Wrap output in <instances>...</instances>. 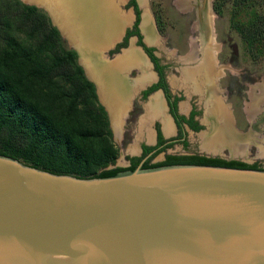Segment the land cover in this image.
<instances>
[{
    "label": "water",
    "instance_id": "95a60500",
    "mask_svg": "<svg viewBox=\"0 0 264 264\" xmlns=\"http://www.w3.org/2000/svg\"><path fill=\"white\" fill-rule=\"evenodd\" d=\"M137 2L143 42L151 46L156 40L142 29L147 5ZM125 30L97 64L128 48L111 55ZM149 156L133 170L79 177L0 154V264H264V168H144Z\"/></svg>",
    "mask_w": 264,
    "mask_h": 264
},
{
    "label": "trees",
    "instance_id": "16d2710c",
    "mask_svg": "<svg viewBox=\"0 0 264 264\" xmlns=\"http://www.w3.org/2000/svg\"><path fill=\"white\" fill-rule=\"evenodd\" d=\"M129 4L136 13L134 26L111 54L137 36L163 77L165 66L155 49L143 42L138 2L130 0ZM227 4H231V28L241 36L248 56L253 60L264 57V0H216L214 10L223 14ZM161 86L159 82L147 94ZM172 113L178 117L175 106ZM113 137L95 83L48 13L22 0H0V154L54 173L105 177L135 169L156 148L145 146L143 155L131 158L128 167L114 166L119 148ZM159 143H164L160 130ZM165 148L151 155L144 168L170 164L262 168L258 163L200 154L168 155L152 163Z\"/></svg>",
    "mask_w": 264,
    "mask_h": 264
},
{
    "label": "rangeland",
    "instance_id": "374dc122",
    "mask_svg": "<svg viewBox=\"0 0 264 264\" xmlns=\"http://www.w3.org/2000/svg\"><path fill=\"white\" fill-rule=\"evenodd\" d=\"M118 1L122 0L116 2L120 12L129 18L128 13L132 16L131 23L126 26L124 39L128 30L134 26L136 13L129 4L130 0L122 4L123 9L128 13L122 9ZM207 1L206 11L204 0H145L148 16H145L144 20L148 19L153 31V40L157 39L151 47L155 49L161 63L166 66L165 70L173 92L184 95L179 103L180 111L188 113L191 106L196 105L200 110L198 119L203 126L200 131L187 132L189 141L187 148L180 141L174 142L167 150L159 152L152 162L163 161L166 154H200L239 160L248 164L258 163L264 168V57L253 60L246 53L241 36L231 28V4L225 6L223 14H218L214 10L216 0ZM41 9L45 10L42 7ZM140 9L142 14L143 8ZM200 13L206 20L210 18L213 29L215 44L212 46L210 43L207 48L204 45L209 42H203ZM63 39L66 46L71 48L68 39L66 37ZM132 39L137 40L136 36H131L128 40V48L135 42ZM135 44L138 45V42ZM202 45L204 48L200 50ZM191 47L195 52H191ZM211 47L216 50L215 55L212 54L214 49ZM132 49L136 48L132 47ZM206 54L209 56L208 63L211 65L215 89L207 79L210 76L204 78L205 73L199 72L201 68L197 70V66L205 62ZM133 71H135L133 78L141 75L140 68H133ZM147 72L151 76L156 75V71L152 66H148V63ZM185 72L191 74L187 75ZM159 93L161 92L152 94L146 100H142L139 96L135 100L136 103L133 93L129 97L120 124L116 125L113 122L115 126L113 138L119 148V157L114 166L127 167L130 156L142 155L143 143L155 144V140L149 139H152L153 133L156 134L158 120H161L162 124L163 121L159 115L152 114L149 103L153 96L160 95ZM133 103L136 104L134 111ZM165 105L163 101L165 115L172 123L171 115ZM164 132L166 138L176 137L177 133H168L165 129ZM208 141L217 142V148L207 149Z\"/></svg>",
    "mask_w": 264,
    "mask_h": 264
},
{
    "label": "bare ground",
    "instance_id": "6f19581e",
    "mask_svg": "<svg viewBox=\"0 0 264 264\" xmlns=\"http://www.w3.org/2000/svg\"><path fill=\"white\" fill-rule=\"evenodd\" d=\"M40 1L44 2L50 8L54 17L56 18V21L61 25L64 32L71 33V35H73V32H75L77 28L79 31H81V34L85 35L83 40H89L91 44L98 47L102 46V44L103 46L108 45L112 40L116 39L120 34L123 25L129 20L128 16L123 15L120 12V8L116 3L117 0ZM142 29L146 35V39L149 41L153 40V31L147 18H145L144 22L142 23ZM117 65H127V68H129L128 66L131 65L141 67L145 66L146 64L143 56L136 49H130L122 57L118 58ZM89 68L91 74L95 76L94 71L98 69L95 67ZM114 69L115 68L107 66V70L109 71ZM125 71L126 70H124V72ZM113 76V72L112 74H105L102 80H104L103 82L105 83L107 82L106 84L108 86H105V84H102V82H100L99 85L101 88V94L102 96L104 95V99L106 100V103L111 111L110 113L112 115V121L117 125L120 124L122 114L127 108L128 94L125 86L122 84V81L119 80V78L112 79ZM148 78L149 76H142L141 74L139 80L147 82L149 81ZM109 84H111V87ZM217 107L220 106L217 105ZM149 109L151 110L152 114H154V116L159 115L161 117L165 131L168 133L172 132V123L165 115L163 101L160 95L153 96L151 102L149 103ZM147 130H149V128ZM216 143L217 142L214 141H208L206 142V148H217Z\"/></svg>",
    "mask_w": 264,
    "mask_h": 264
},
{
    "label": "flooded vegetation",
    "instance_id": "af4514ba",
    "mask_svg": "<svg viewBox=\"0 0 264 264\" xmlns=\"http://www.w3.org/2000/svg\"><path fill=\"white\" fill-rule=\"evenodd\" d=\"M204 3H205V10H206V8H207V3H208V1L207 0H204ZM207 11V10H206ZM208 12H206V14H207ZM208 15H209V13H208ZM199 22L201 23L200 24V28H201V30H202V32L204 33V37H203V42L204 41H208L209 42V44L206 42H204L205 43V45H204V43H203V45L207 48V47H209L210 46V43L212 44V46L215 44V42H214V40H213V29H212V26H211V23H210V18L208 17L207 18V20H206V18H203V14L202 13H200V17H199ZM135 23V22H134ZM210 24V25H209ZM211 28V29H210ZM126 37V36H125ZM137 37V36H136ZM138 38V37H137ZM209 39V40H208ZM124 40H125V38L121 41V43H123L124 42ZM129 40V39H128ZM129 42V41H128ZM138 42V41H137ZM121 43H118L117 44V46L119 45V44H121ZM139 45V44H138ZM202 45V46H203ZM127 46H128V44H127ZM127 46H124V47H127ZM141 46V45H140ZM204 46L203 47H200V50L201 49H203L204 48ZM124 47H121V48H124ZM121 48H119V51H117V52H120V50H121ZM192 48V47H191ZM211 48H213V47H211ZM214 49V48H213ZM144 51H145V53L149 56V54H148V52L145 50V48H144ZM194 51V49L192 48V50H191V52H193ZM195 52V51H194ZM199 52V51H198ZM216 50L214 49V50H212V54L213 55H215L216 53ZM156 54V53H155ZM157 56V55H156ZM150 57V56H149ZM158 57V56H157ZM208 57L209 56H207V54H206V60H205V62L203 63V64H201L200 66H197L198 67V69L197 70H200V68H201V70L199 71L201 74L204 72L205 73V75H203V77L204 78H207L208 76H210V77H208L207 79L209 80V82L211 83V84H213L212 86H213V88H214V86H215V82H214V80H213V75H212V69H211V65H209V61H208ZM144 58V57H143ZM151 59V58H150ZM144 60H145V58H144ZM152 61V60H151ZM145 66H141V67H139L140 69H141V74H142V76H149V80L152 78V76L150 75V74H148V72H147V61L145 60ZM160 64H161V66H164V64H162L161 63V60H160ZM202 66V67H201ZM146 67V68H145ZM152 67L154 68V70L156 71L155 73H156V75L154 76V78H152L150 81H147L146 83H144V86L143 85H141L140 86V89H139V91L136 93V95H135V97H134V103H136V101L135 100H137V97H139V96H141V99L142 100H146V99H148L152 94H154V93H158V92H161V93H159L160 95H161V97H162V99H163V101L165 102V106H167V108H168V110H169V113H170V117H171V120H172V124H173V126H174V132H177L176 133V137H172V138H166V134H165V132H164V128H163V124H162V122H161V120L159 121L158 120V122L156 123V130H155V132H156V134L155 133H153L152 134V139H149V140H155V144L154 145H149V144H147V143H143L142 144V146H141V153H142V155H143V152H144V147L145 146H155L156 148L155 149H153L151 152H149L147 155H145L142 159H144L145 157H147V156H149L148 157V159L151 157V155H153L155 152H157L159 149H162V148H164L165 146H166V148H165V150H167L170 146H172L173 145V143L174 142H178V141H180V142H182L183 143V145H184V147H188V144H189V141H188V138H187V132L189 131V130H192V131H200L202 128H203V126H202V124L200 123V121H199V119H198V116L200 115V110L197 108V106L196 105H192L191 106V108H190V110H189V112L188 113H182L181 111H180V105H179V103H180V101L184 98V95H183V93L182 94H180V93H176V92H173V90H172V88H171V86H170V82H169V80H168V77H167V73H166V70H164L165 72H164V75H163V77H161V75L159 74V72L157 71V69H156V66H155V64H154V62L152 61ZM196 67V68H197ZM207 67H208V70H207ZM138 68V67H137ZM165 68H166V66H165ZM129 69H130V67H129ZM125 70H128V68L126 67V69ZM197 70H195L196 72H198ZM126 72V71H125ZM125 72L123 71V73H122V77L124 78V80H125V83H126V85L128 86L127 88L129 89V90H131V92H130V94H128V96H131V95H133L132 93H133V91H135L134 89H135V87L137 86H139L140 84H142L143 83V81L142 80H138L137 79V82L135 81V82H130V80H128L126 77V75H125ZM185 73H187V75H188V73L189 74H191V72H185ZM145 74V75H144ZM139 77H141V75H139ZM140 81V82H139ZM142 81V82H141ZM159 82H162V84H163V86H161V88H158V89H156V90H153V91H151V92H149L148 94H147V91L148 90H150L154 85H156V84H158ZM137 87H136V89H137ZM167 89V90H166ZM211 89V88H210ZM215 89V88H214ZM128 102H129V97L127 98V105H128ZM134 103H133V107H132V110L134 111L135 110V105H134ZM174 106H175V108H176V113H177V115H178V117H176L173 113H172V109L174 108ZM131 110V111H132ZM130 111V112H131ZM193 124L194 125H198V126H202V128L200 129V130H195L194 129V127H193ZM159 130L161 131V134H162V137H163V139H164V143H162V144H160L159 143ZM164 150V151H165ZM141 155V156H142ZM168 155H174V154H166V156H165V158H164V160L166 159V157L168 156ZM177 155H180V154H177ZM141 156H130L129 157V165L128 166H130L131 165V158H133V157H141ZM142 159H141V161H142ZM147 159V160H148ZM146 160V161H147ZM140 161V162H141ZM145 161V162H146ZM152 162V161H151ZM153 163V162H152ZM127 166V167H128Z\"/></svg>",
    "mask_w": 264,
    "mask_h": 264
},
{
    "label": "crops",
    "instance_id": "0c3cea01",
    "mask_svg": "<svg viewBox=\"0 0 264 264\" xmlns=\"http://www.w3.org/2000/svg\"><path fill=\"white\" fill-rule=\"evenodd\" d=\"M26 2H31V3H36V4H38V5H40V8L42 7V8H44L45 10H47V12H49L50 13V15L54 18V20H55V22H56V24H58V26H60L61 27V25L56 21V18L54 17V15H53V13H52V11L50 10V8L44 3V2H42V1H40V0H25ZM126 0H122L120 3H121V7H122V4L125 2ZM122 9H123V7H122ZM124 10V9H123ZM125 11V10H124ZM126 12V11H125ZM126 13H128V12H126ZM129 14V16H130V18H129V20L126 22V24L123 26V28L121 29V32H120V34L118 35V37L116 38V39H114V40H112L108 45H104L103 46V44H102V46H100V47H98V46H95V45H93V44H91L90 43V41L89 40H86V39H84L83 40V38L85 37V35L84 34H81V31H79L77 28H76V30H75V32H73V35H71V33H66V32H64V30L62 29V27H61V29L63 30V32H64V34H65V37L68 39V41H69V43H70V46L71 47H73V48H77L78 50H80L81 51V53H82V60H83V62H84V65L86 66V68H87V70H88V72H89V74L92 76V78L93 79H96L97 80V83H99L100 84V82H102V84H105V86H108L105 82H103L104 80H102V78L104 77V75L105 74H107V73H109V74H112V72H113V74H114V76H113V78L112 79H115V78H119V80H121L122 81V84L125 86V88H126V90H127V94H130V92H131V90H129L127 87V85H126V83H125V80H124V78L122 77V73H123V71L125 70V68L127 67V65H125V66H120V65H117V61H118V58H120V57H122L128 50H130V48L132 49V47H134V48H136V50L138 51L139 50V53L145 58V55L141 52V50L136 46V44L134 45V43L132 44V46L130 45V47L129 48H127V49H125V51L123 52V53H121V54H119V55H117V57L112 61V62H110V63H108V64H103V65H99V64H97V62H96V60L99 58V56H103L105 59H106V57H107V52L111 49V47L113 46V44L119 39V37L122 35V31H123V29H125V27L128 25V24H130L131 23V18H132V16H131V13H128ZM82 35H84V36H82ZM137 38V37H136ZM138 39V38H137ZM157 40V39H156ZM132 41H133V39H132ZM85 60V61H84ZM147 61V60H146ZM148 63V62H147ZM115 64V65H114ZM114 67H113V66ZM107 66H110V67H112V68H115L114 70H111V71H109V70H107ZM118 66V67H117ZM132 66V65H131ZM131 66H128V67H130V70H129V68H128V70H126V73H125V75L127 76L126 78L128 79V80H130V82H135L137 79L139 80V76L137 77V78H133V76L132 75H135V71H133V68H137L138 66H135V65H133L134 67H132L131 68ZM148 66H151L150 64H148ZM89 67H92V68H97L98 70H96V71H94L95 72V76H93L92 74H91V71H90V68ZM139 68V67H138ZM121 71H122V73H121ZM153 74H152V78H153ZM101 78V79H100ZM106 78H107V76H106ZM151 78V79H152ZM98 79H100L99 81H98ZM150 79V80H151ZM149 80V81H150ZM144 83H146V82H143L142 84H140L138 87H137V89H136V87H135V91H133V93H135L134 95H136V93L139 91V89H140V86L141 85H143L144 86ZM110 85V87H111V84H109ZM100 86V85H99ZM107 88H109V87H107ZM111 89V88H110ZM130 91V92H129ZM132 93V94H133ZM132 96V95H131ZM131 96H127V98L128 97H131ZM101 97H102V100H103V103L105 104V106L108 108V110L110 111V109H109V107H108V105H107V103H106V100L104 99V95L102 96V94H101ZM135 97V96H134ZM111 112V111H110ZM129 113H130V111H129ZM115 128V127H114ZM174 132V131H173ZM172 132V133H173ZM171 133V134H172Z\"/></svg>",
    "mask_w": 264,
    "mask_h": 264
}]
</instances>
